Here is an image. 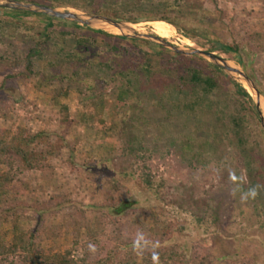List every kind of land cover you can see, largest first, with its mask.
I'll use <instances>...</instances> for the list:
<instances>
[{
    "label": "rangeland",
    "instance_id": "obj_1",
    "mask_svg": "<svg viewBox=\"0 0 264 264\" xmlns=\"http://www.w3.org/2000/svg\"><path fill=\"white\" fill-rule=\"evenodd\" d=\"M51 1L33 3L110 17L102 10L126 1L129 17L139 20L110 18L183 48L209 51L213 46L212 52L242 69L264 96V0H182L213 14L211 22H202L198 14L182 18L193 39L163 20H151L150 9L160 0H57L67 3L63 6ZM3 12L0 7L4 23L0 28V101L6 113L0 125L11 131L26 127L44 132L54 148L40 167L18 168L7 185L11 205L24 206L21 227L33 229L43 254L65 255L83 264L92 238L104 233L113 245L121 225L150 227L153 240L159 241L161 229L154 226V214L162 213L169 229L181 228L180 243L192 240L191 257L182 264H264V174L256 184L251 179L252 171L264 167V130L258 113L256 119L250 113L249 108L256 110L252 99L237 92L236 83L244 86L237 75L215 69L203 57L126 37L148 42L131 40L124 47L134 57L148 54L159 74H164L159 58L173 55L178 72L169 75L167 85L161 78L146 86L144 77L132 80L127 97L131 105L118 108L119 87L127 85L124 79L114 81L108 74L97 80L92 66L83 69L77 80L70 79L65 69L61 80L56 77L60 72L55 49L39 47L41 56L27 58L33 45L27 41L31 34L9 25ZM24 19L39 23L42 17L26 14ZM62 21L56 31L78 26L123 36L101 23L89 27ZM225 44L238 45L239 52L225 51ZM189 68L215 76L217 87L206 96L194 93L185 74ZM173 83L182 85V90ZM62 88L66 95L59 94ZM260 102L264 116V99ZM236 112L245 116L250 129L243 145L232 121L231 114ZM251 146L253 157L247 152ZM144 164L160 181L159 200L137 180L140 172L134 168ZM124 200L135 204L113 216L111 207ZM9 229V223L0 226V264H31L20 250L5 252L11 243ZM141 262L136 251L120 264Z\"/></svg>",
    "mask_w": 264,
    "mask_h": 264
},
{
    "label": "trees",
    "instance_id": "obj_2",
    "mask_svg": "<svg viewBox=\"0 0 264 264\" xmlns=\"http://www.w3.org/2000/svg\"><path fill=\"white\" fill-rule=\"evenodd\" d=\"M36 3L53 4L51 0H30ZM57 1V0H56ZM141 1V0H140ZM146 2V1H145ZM59 5H66L65 2L57 1ZM127 2H123L120 7L114 6L110 10L103 9V13L114 18L136 23L138 17H129ZM68 6V5H67ZM1 15L6 18V22L13 28L17 29L19 26L25 28L30 37L27 41H31L27 58L41 56L39 47L54 48V57L56 65L59 66V74L54 73L56 77L61 80L64 77L62 73L65 69L70 72L69 78L77 80L82 74V70L95 67L94 71L97 75V80L102 79L103 75L110 74L114 81L125 80V87H119L117 95L116 107L131 105L127 103V97L131 93V86H133L134 79L144 77V86L151 83H157L156 80L161 78L166 82L171 80L169 75L177 73L176 58L174 55L171 57H162L164 60L160 61L159 65L162 68L163 75L152 67L153 63L148 56L144 54L140 57H134L130 53V49L124 47L131 40L123 36L112 35L101 30L82 29L75 26L74 29H67L62 27L55 30L57 25L62 24L61 19H52L48 15L36 14L32 12L9 10L5 9ZM151 20H163L171 24L178 32L182 33L186 38L193 39L194 36L187 29L185 24L182 23V18L186 15H197L199 20L212 21V13L202 9L201 7L191 6L185 1L176 0L170 2L167 0H160L153 4L150 9ZM26 14H35L42 17L39 23H30L26 21ZM187 17V16H186ZM6 24V23H5ZM4 23L0 20V28ZM41 30V31H40ZM213 34V33H212ZM257 37V36H256ZM255 36L253 38H256ZM138 42L148 43L144 40H134ZM36 43V44H35ZM99 43H104L101 46ZM36 45V46H35ZM161 48V47H160ZM225 51L238 53L239 47L236 44H225L223 47ZM209 51H215L214 47H210ZM161 51H165L161 48ZM161 55L162 52H160ZM157 54V56H161ZM178 56V55H177ZM203 63H207L202 58L195 57ZM30 66V65H28ZM212 67V66H211ZM215 69L220 68L213 66ZM185 73L188 77V82L193 87V92L206 96L210 94L218 85L216 77L213 75L205 74L201 69L189 68ZM180 78H184L180 76ZM83 79V78H81ZM84 82L87 83L84 78ZM136 82V81H135ZM138 82V81H137ZM136 82V83H137ZM177 90H182V85L173 83ZM237 92L240 97L250 100V95L246 89L239 83H236ZM67 90L59 89V94L66 95ZM244 107V106H242ZM251 115L254 119L257 118V111L254 108H249ZM6 116L4 106L0 101V117ZM232 121L236 127L238 138L237 140L243 145L246 140L244 136H248L250 129L246 123L244 115L231 114ZM53 146L48 141V135L44 132H32L26 127H18L15 131L2 127L0 125V226L9 223L11 234V243L5 252L13 253L15 251H22L25 253L27 261L31 264H79L73 259L67 258L65 255L47 256L42 253L38 248V243L35 242L36 234L33 229L24 230L21 227V220L24 218L22 210L24 206L11 205L8 197L7 185L10 184L16 174L18 168L33 169L38 168L45 161V159L53 153ZM137 150V149H136ZM254 146L247 149L248 154L253 157ZM18 162V166H16ZM134 171H139L138 176L140 185L148 193L156 199H160L159 182H157L151 171L148 170L146 164L143 166H135ZM264 174V167L260 170L252 171V182L258 183V177ZM135 177V176H133ZM163 180L161 181V183ZM135 204L134 201L124 200L119 204L111 207L110 212L113 216H118L124 213L127 209ZM155 213V212H154ZM154 226L160 230V240L154 241L152 235V228L142 227L140 225H121L114 236L113 245L109 243L107 235H99L92 238L91 246L88 247L84 259L81 260L83 264H120L121 260H129L134 252H138L141 258V264H167L171 261L173 264H182L190 258L192 250L191 242L189 244L180 243L178 237L181 228L172 225L169 229L164 225V215L162 213L154 214ZM264 216V212H263ZM171 230V231H170ZM171 236L166 238V234ZM172 232V233H171ZM173 241V242H172ZM194 241V240H193ZM137 264V263H133Z\"/></svg>",
    "mask_w": 264,
    "mask_h": 264
},
{
    "label": "water",
    "instance_id": "obj_3",
    "mask_svg": "<svg viewBox=\"0 0 264 264\" xmlns=\"http://www.w3.org/2000/svg\"><path fill=\"white\" fill-rule=\"evenodd\" d=\"M0 7L21 10V11H26V12H32V13H41L44 15H48L51 18L69 20L74 23L89 26V27L93 26V24H96V23H101V24H104L105 26L110 25L116 28L119 31V34L125 37L144 39V40H148L151 42H155L161 46L168 48L174 53L185 54V55H197V56L203 57L209 60L211 63H213L217 67L222 68L227 73L231 75H237L239 80L243 82L244 88H245V85L248 86V89L247 88L245 89L250 95V98L252 99L256 107L260 124L264 130V116L260 109V99L261 98L264 99V96L259 91L255 83L252 81V79L242 69L231 65L227 59L217 55L215 52L207 51V50L200 49V48H183L177 45H173L172 43L168 42L167 40L155 34L141 33L135 30L130 24H127L122 21L114 20L104 15L82 14V13L74 12V11L67 10V9H61L58 7H51L47 5L36 4L33 2H24L20 0H0Z\"/></svg>",
    "mask_w": 264,
    "mask_h": 264
},
{
    "label": "bare ground",
    "instance_id": "obj_4",
    "mask_svg": "<svg viewBox=\"0 0 264 264\" xmlns=\"http://www.w3.org/2000/svg\"><path fill=\"white\" fill-rule=\"evenodd\" d=\"M107 27H109V28H111L113 31H115L116 33H118L119 31L116 29V28H114V27H112V26H110V25H107ZM245 88H247L248 89V86L247 85H245ZM261 103V102H260Z\"/></svg>",
    "mask_w": 264,
    "mask_h": 264
},
{
    "label": "clouds",
    "instance_id": "obj_5",
    "mask_svg": "<svg viewBox=\"0 0 264 264\" xmlns=\"http://www.w3.org/2000/svg\"><path fill=\"white\" fill-rule=\"evenodd\" d=\"M250 194L253 195V196L256 195L255 189L251 190Z\"/></svg>",
    "mask_w": 264,
    "mask_h": 264
}]
</instances>
